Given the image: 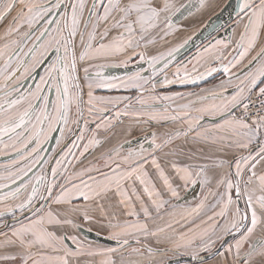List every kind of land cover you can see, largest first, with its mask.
Instances as JSON below:
<instances>
[{
	"label": "snow or ice",
	"instance_id": "snow-or-ice-1",
	"mask_svg": "<svg viewBox=\"0 0 264 264\" xmlns=\"http://www.w3.org/2000/svg\"><path fill=\"white\" fill-rule=\"evenodd\" d=\"M205 6V0H197L196 4L191 0L180 4L175 0H0V22L8 20L4 29L6 42L0 45V156L8 159L0 165V224L8 228L7 232L0 230V264H73L76 257L85 253L104 257L100 264H169V253L189 256L194 264H206L201 253L215 257L212 264H264V0H240L232 28V37L238 39H217L204 48L205 53H214L213 59L219 62L226 77L210 89H201V93L209 95L176 92L148 97L152 101L197 98L177 105L171 112L166 105L163 113L152 109L143 97V92H155L158 84H195L220 70L201 65L204 70L198 71L193 65L192 72L198 74L190 75L186 66L178 65L174 78L169 79L172 60L191 36L156 55L147 52L149 45L167 43L177 29V21L186 13L192 16L193 9ZM141 48L145 50L137 51ZM53 51L55 58L35 82L36 70ZM252 52L256 54L251 55ZM133 56L148 64L150 76L141 71L125 78L90 73L97 60L124 57L112 66L126 67ZM197 57L203 58L199 49ZM83 63L88 65L83 69L87 101L78 76V64ZM242 68L247 70L240 76L232 71ZM157 76L163 79L157 81ZM29 78L34 87L25 88ZM117 80L118 85L114 82ZM117 86L136 88L141 92L137 103L149 110L135 111L131 104L121 108L120 102L128 97L93 94L94 88ZM229 88L233 89L232 94L225 97ZM53 91L55 98L49 95ZM209 98L220 103L203 105ZM197 102L202 106L196 107ZM109 112L114 114L105 115ZM130 114L180 126L162 134L147 133L144 139L148 147L141 144L138 151L129 149L127 155L121 154L122 144L110 147L96 158L97 163L90 162L68 174L73 161H80L90 149L103 147L107 142L97 137L99 130L110 129L121 116ZM206 116L219 117L220 123L205 126L201 122ZM90 123L95 127L90 128ZM56 132L59 135L55 137L56 147L51 149L53 155L45 159L44 145ZM88 132L92 133L90 138L86 136ZM70 136L75 139L65 143ZM179 140L183 143L178 144ZM253 142H257L258 150L251 148ZM232 149L240 154L227 155ZM180 157L189 162H181ZM53 159L55 164L51 165ZM146 165L155 169L171 196L178 197L176 180L185 187L199 183L201 188L209 189L215 203L206 205L205 196L180 220L173 219L163 226L155 224L168 201L148 179ZM38 167L39 171L28 179ZM49 168L51 180L47 179ZM134 174L144 186L156 217L137 189L128 183ZM213 183L216 191H212ZM133 197L140 204L139 212ZM36 201L40 202L39 207ZM52 205L58 206L55 211ZM120 206L127 209L125 216L135 220L119 222ZM25 210L31 216L18 218L16 213L23 216ZM202 211L206 220L200 224L191 221L193 215L199 217ZM207 211L212 214L207 215ZM6 216L12 217L11 227L3 220ZM77 220L95 221L111 229L107 238L117 246L92 249L87 240L66 231L67 227H78ZM149 221H153V227ZM189 223L193 226L187 231H177ZM141 237L154 238L157 245L170 244L171 248L142 243ZM226 237L232 242L228 243Z\"/></svg>",
	"mask_w": 264,
	"mask_h": 264
},
{
	"label": "crops",
	"instance_id": "crops-1",
	"mask_svg": "<svg viewBox=\"0 0 264 264\" xmlns=\"http://www.w3.org/2000/svg\"><path fill=\"white\" fill-rule=\"evenodd\" d=\"M175 2L177 4H180V3H185L186 0H175ZM239 2H240V0H205L206 6L204 8H201L199 10L193 9V15L192 16H187V13H186L185 18H180L177 21V29L174 31V33L172 35H170L167 38V43L158 41L154 45V46H156V50L150 51V52H152V54L156 55L159 52L166 51L168 48L175 47L177 44L182 43L187 37L191 36L193 38L195 35H198V34H200V36H201L198 39L206 40L208 38V37H206L207 34L212 33L211 35H213L217 31L224 29L228 25L232 24V22H234V20L236 19V10H237V5ZM191 3L196 4L197 0H191ZM223 13L228 14L229 17L224 19L222 17ZM232 28L233 27L230 28L228 34L226 35V37H225L226 39H229L230 37L233 39H238V36L232 37ZM190 41H189V43H190ZM198 42H199V40H198ZM188 44L185 45L184 48H181L179 51L180 54H178L179 53L178 52L176 54L175 59L172 60L170 66H169V69H168L169 79L174 78L172 74L175 73L177 66L180 65L179 60L181 58V55L186 53L188 50L191 49V47L188 46ZM233 47H234V45H233ZM229 51H231V48L229 49ZM257 51H258V49H257ZM255 54H256L255 52L251 53V55H255ZM201 56L203 57L202 59L196 56L191 61L186 62V67L188 69L189 74L190 75L198 74V73L192 72L193 65H196L198 71L204 70V68L201 67V65H206V66H210V67H217L220 70L218 72L212 74V75H215L214 79H216V80L214 82H211L210 84H206L202 87H199V88H196L193 90L182 91V92H178V93L186 94V93L192 92V93H196V94L209 95L208 93H201V89H210L214 85H218L221 80L226 79V77L224 76V73H223V68L220 66L218 61H215L213 59L214 53L212 51H209L207 53H205L203 51L201 53ZM250 58L251 57H249L248 59H250ZM198 60H199V63H198ZM244 63L247 64V59L244 61ZM181 65L185 66V64H183V63H181ZM252 67H255V64H253ZM244 70H247V69L242 68L239 71L233 69L232 71H236L237 76H240V75H242V72ZM181 74L183 75V68L181 69ZM211 76H206L204 79L198 80L197 82L200 83V82L206 81ZM162 79H163L162 76L156 77L157 81H160ZM187 84H189V83H187ZM191 84L192 83H190V85ZM173 85H184V84L174 83ZM262 86H264V85H262ZM160 87H163V86H160L158 84L157 88L159 89ZM230 90L231 89H228V91L224 93L225 97L229 96L228 92ZM173 93H176V92H173ZM161 94H162L161 92L157 91L158 96H160ZM196 99H197L196 96H192V97L185 96L184 99H181V102H182L181 104L187 103L189 100L195 101ZM175 101H176V99L174 100V103H175ZM214 103L219 104L220 100H218V99L213 100V99L209 98L208 100L203 102V105H211ZM195 106L200 107V106H202V104L200 102H197ZM209 118H213V117H209ZM126 123H128V121H124L122 124L116 126L113 130V134L111 135V137L109 139H107V142L104 143V145L113 144V143L119 141L123 137L125 131L127 130L126 129V127H127ZM201 123L203 125H206V124L212 125L215 123H220V119H218L216 121H210V120L204 121L203 120ZM165 126H167V125H163L161 123H156L155 127H154V132L161 134L162 130L166 128ZM179 126L180 125H178V124L171 123L172 129L173 128L175 129ZM206 126H208V125H206ZM177 143L178 144L183 143V140H179V141H177ZM189 146H192V145H187L186 147H189ZM201 146L204 147L206 152L209 151V149H207L205 145H201ZM233 154L238 155L240 153L235 149L229 150V152L227 153V155H229V156H231ZM243 154L247 155V152L244 151ZM217 155L218 156H224L225 154L224 153H218ZM179 159L183 163L189 162V161H187V159L185 157H180ZM145 168L149 172L148 179L151 180L152 185H155L156 191H159L162 194L163 199L168 201V204H166L164 207H162L160 209V216L156 218L155 224L163 226L164 223L170 222L173 219L180 220L182 216H186L187 213L191 212L192 207H196L202 200H204L205 196L208 197L207 200L204 201L206 205H208L210 203H214L213 200H215V197H213L209 194V189L203 188V194H202V196H199L201 192L196 191L200 186L199 184H198V187H196V189H193L190 191L192 184H189V185H187V187H185L183 185V182H181L179 180H176L174 182V187H176L178 185V187H177L178 197L171 196V193L167 191V189L163 186L162 182L159 180L155 169L151 168L149 165H146ZM166 171H169V169L166 168ZM128 183H131L137 189V192L141 196V199L145 202V204L147 206H149V208L152 210L153 216L156 217L155 208L151 204V201L149 200L147 193H145L143 191L144 186L141 185L139 183V181H137L135 179V174L133 175L132 180L128 181ZM152 185H149V187L151 188ZM188 190L191 192V194L193 192H195V196H193L191 198L186 197L187 196L186 192ZM212 191H216L214 183L212 185ZM190 192H189V195H190ZM132 199H133L135 209L137 210V212H139V209H140L139 202L135 201V197H133ZM190 200H192V201H190ZM79 202H82V201H78V203ZM242 203H244V202L242 201ZM51 207H52L53 211H55L58 206L52 205ZM218 210L219 209H217V211ZM126 211H127V209L123 208V206H120L118 208L119 214L117 216V220L119 222L122 223L125 220H129V221L135 220V217L125 216L123 213ZM179 212L181 213L180 215H178ZM210 213H211V211H209L207 213V215H209ZM161 217H162V219H161ZM205 218L206 217H204L203 219H205ZM139 219L141 221L144 220L142 213H140ZM114 222H116V221H114ZM181 222H183V221H181ZM104 223L106 224L107 222L105 221ZM148 223H149L150 227L154 226L153 221H149ZM77 224L79 225L78 227H76V228L67 227L66 231L69 233L72 229H74L75 232L81 236V238H83L84 240H87L89 242L98 243V241L94 239L95 235H105V234L108 235V233L110 231H112L111 229H108L106 227H102L100 224L96 223L95 221L88 223V222H83V221L77 220ZM57 231L59 232L60 230L58 229ZM150 239H151V237H149L147 240H145L143 237H141V241L143 243H147V244L151 243ZM231 242L232 241H230L229 243H231ZM215 259H216L215 257H212V260L208 264H212V261Z\"/></svg>",
	"mask_w": 264,
	"mask_h": 264
},
{
	"label": "flooded vegetation",
	"instance_id": "flooded-vegetation-1",
	"mask_svg": "<svg viewBox=\"0 0 264 264\" xmlns=\"http://www.w3.org/2000/svg\"><path fill=\"white\" fill-rule=\"evenodd\" d=\"M89 1H90L89 3H91V0H89ZM101 11H102V9H101ZM13 15H15V12H13ZM8 19L10 20L11 17H9ZM7 23H8V20L0 22V31L5 29ZM231 27H233V22H232V24L228 25L224 29H222L220 31H217L216 33H214L213 35L208 37L206 40H200V39H198L199 37L191 39L190 43L188 44V46H190L191 49L188 50L186 53L181 55V58L179 60V64L181 65V63H183L186 66V62L187 61H191L193 58H195L197 56L198 49H199L200 53H202L204 48L207 47L209 45V43H215V40H217V39L225 40L226 39L225 37L228 34V32H229ZM198 40H199V42H198ZM144 50L145 49H143V48L137 49V51H144ZM154 50H156V46H154V45H149L148 48H147V52H148L149 55H155V54H152V52H150V51H154ZM78 52H79V49H77V53ZM123 58L124 57H120V59L117 58V60L116 59L109 60V58H107L101 63V65L105 64L107 66H110V64H117L115 62H119ZM46 64H47V62H46ZM84 67H88L87 63L78 64V68H79L78 76L80 77V82L83 85V98H84L85 101H87V99H88V97H87L88 88H87V85H86V83L84 81V71H83ZM159 67H162V65H158V68ZM97 68H99L98 65L90 68V73H93V71H95ZM123 71H124L123 72V76L121 78H125V77H127V76H129L132 73L137 72V71H141V74L144 75V76H150L151 75V69L149 68L148 64L146 62H141L139 60L138 56H133L131 61L128 63V65L126 67H123ZM214 78H215V75H212L206 81H203V82H200V83L197 82L195 84L192 83L191 85H190V83L189 84H184V85L169 84V85H166L165 87L164 86L160 87L159 89L156 88L155 92H143V97L147 100L148 105L152 106V109L158 110L161 113H163L164 108L167 105L168 106V111L171 112L173 108H176L177 105H180L182 103L181 99H176V101L174 103V100H172V101H162V100L152 101V100H148V97H150L152 95L158 96L157 95V91L161 92L162 94L160 96H162V95L170 94V93H173V92H182V91L193 90V89L202 87V86H204L206 84H210L211 82H214L216 80ZM114 82L117 83V85L119 84V81H114ZM229 89H231V88H229ZM232 91H233V89H231L228 92L229 96L232 94ZM93 94L94 95L96 94L97 96L112 97V98H114V96L116 94H118L117 96H119V97H128L129 98L128 100H122L120 102V107L121 108L123 107L124 104H131L132 109H134L135 111H148L149 110L147 107H142L139 103H137V97L141 95V92L138 91L134 87L124 88V87L117 86V87L112 88V89H108V88H94L93 89ZM73 114H75V108L74 107H73ZM113 114L114 113H112V112L105 113V115H108V116H111ZM85 115H87V105L86 104H85ZM206 118H209V117H206ZM206 118L204 119V121H208L209 120V119H206ZM124 121H128V123H126V125H127L126 129L127 130L125 131L123 137L119 141H117V142H115L113 144L103 145V147H97V148L90 149L88 153H85V155L83 157H81L80 161H73V164L70 165L68 167V169H67L68 174H71L73 171H79L80 168L86 167L90 162L94 163V164L97 163V159L96 158L99 157L102 152H104L108 148L113 147L115 145H118V144H122L123 145L122 153H121L122 155H127L129 149H132L134 151H138L141 144H144L145 147H148V144H147L146 140L144 139V137H145V135L147 133L154 132V127H155L156 123H161L163 125H167V126H165L166 128L162 130L161 134L164 133V132H169V131L173 130L171 128V123L170 122L148 121L146 116H144V117H136V116L130 114L128 116H121L120 121L119 122H114V126L111 127L110 129H108V130H104V129L99 130L97 132V137L101 138V139H106V140L109 139L111 137V135L113 134L114 128L116 126L122 124ZM144 121H147V122H144ZM89 127L90 128H94L95 124L90 123ZM76 135H79V133L77 132ZM91 135H92L91 132L86 133V136L89 137V138L91 137ZM150 138L151 137L149 136L148 139H150ZM73 139H75V136H70L69 139L65 141V143L70 144L71 140H73ZM84 142L86 143L87 140H85ZM82 147H83V144L81 143V148ZM251 148L254 149V150H257L258 149L257 142L253 143ZM73 151L76 152L77 155H79V152L76 149H73ZM51 155H53V153H51ZM56 159H59V156H56ZM69 159H72V158L69 157ZM100 163H102V161ZM50 164L54 165L55 164V159L51 160ZM104 170L107 171V169H104ZM48 173L49 174L47 176V179L51 180L52 177H51V173H50V168L48 170ZM93 175H95V174L93 173ZM198 184L199 183H197L195 185L192 184L191 188H190V191L193 190V189H196V187H198ZM199 189H200V186H199ZM190 191L188 190L186 192L187 193L186 197H189V192ZM35 203H36L37 207H39V203L40 202L36 201ZM241 204H242V208H244V203H242V201H241ZM45 207L47 208L48 205H45ZM16 215H17L18 218H27V217L31 216V213L28 212L27 210H25L24 213H23V216H21L20 212L17 213ZM8 220H10V221L7 222ZM4 221L7 223V225L9 227H11L12 224H13V220H12L11 216L7 217ZM7 229L8 228L4 227L3 224L0 226V230H2V231L7 230ZM73 230L74 229H72L69 233L72 234V235H76L78 237V239L84 240L83 238H81V236L79 234H77L75 232V230L74 231ZM58 234H59V232H58ZM107 237H108L107 234H105V235H95L94 239L97 240L98 243L89 242V241H88V243L91 245L92 249H95L97 247H100V248L116 247L117 246L116 242L112 241V240H109ZM66 242L70 246L74 247V245L71 244V241H66ZM226 245L227 244H225V246ZM133 246H136V245L133 244ZM246 248H247V245H245V249ZM201 254H205V253H201ZM178 256H181V255L169 256V259L175 258V257H178ZM103 258L104 257L98 256V255L89 256V255H87V253H85L82 256L76 257L75 261L73 262V264H77V262H78V264H100V261ZM190 263H194V262H183V263H179V264H190Z\"/></svg>",
	"mask_w": 264,
	"mask_h": 264
},
{
	"label": "rangeland",
	"instance_id": "rangeland-1",
	"mask_svg": "<svg viewBox=\"0 0 264 264\" xmlns=\"http://www.w3.org/2000/svg\"><path fill=\"white\" fill-rule=\"evenodd\" d=\"M88 2H90L89 0H88ZM42 24H43V21L41 22V25L40 26H42ZM24 29H21V31H23ZM211 34L212 33H209V34H207V36L206 37H209V36H211ZM113 35H116V33L114 32L113 33ZM197 37H201L200 36V34H198V35H195L193 38H197ZM192 38V39H193ZM6 42V38L4 37V30H1L0 31V45H2L3 43H5ZM78 49H79V47H78ZM61 55H63V50L61 49V53H60ZM178 54H180V52L178 53ZM49 59H48V61H47V64L48 63H50L51 62V59H54L55 58V52L53 51V52H51V53H49ZM117 58L118 59H120V57H113V58H109V60H114V59H116L117 60ZM105 59H101V60H97V61H95L94 62V64L95 65H101V63L104 61ZM120 62V61H119ZM119 62H115V63H119ZM47 64L45 63L42 67H40V68H38L37 70H36V73L34 74V77H35V82H39V76L41 75V74H43V72H44V68L45 67H47ZM105 65V64H104ZM112 65H114V64H110V66H106V67H99V68H97L95 71H93V73L92 74H94L95 72H101L102 74H103V76H106V77H118V78H121L122 76H123V67H115V66H112ZM118 81V80H117ZM25 88H27V87H29V86H33L34 87V81H33V79L32 78H29L27 81H26V83H25ZM49 95L52 97V98H55V92L53 91V92H51V93H49ZM96 95V94H95ZM118 94H116L115 96H114V98L115 97H119V96H117ZM97 96V95H96ZM206 125H208V126H210V124H206ZM205 125V126H206ZM174 129V128H173ZM59 135V132H56V133H53V139H51L47 144H45L44 145V148L47 150L45 153H43V156H44V158L45 159H47L48 158V156H50L51 155V149L52 148H54V147H56V144H55V137L56 136H58ZM254 143V142H253ZM189 147H193V146H189ZM207 148V147H206ZM208 149V148H207ZM258 150V149H257ZM8 162V159H7V157H5V156H0V165H3V164H6ZM39 171V167L38 168H36V169H34L33 170V172L32 173H30L29 174V177H28V179H31L32 178V176H34L35 175V173L36 172H38ZM95 174V173H94ZM223 189H221V191H222ZM197 192H201L200 193V195L199 196H202V194H203V188H201L200 187V189L198 188L197 190H196ZM193 196H195V192H193L192 194H191V192H190V195H189V197L191 198V197H193ZM216 199V198H215ZM193 200V199H192ZM192 200H190V201H192ZM214 201V203H215V200H213ZM195 207H192L191 208V210L192 209H194ZM209 211H207V213H208ZM17 213H19V211L17 212ZM16 213V214H17ZM181 213L179 212V214L178 215H180ZM212 213H210L209 215H211ZM7 217H9V216H6V217H4L3 218V220H5ZM204 217H206L205 215H204V212L202 211L201 212V215L199 216V217H196L195 215H193L190 219H191V221H194V223L195 224H200V222H201V220L204 218ZM203 220H206V218L205 219H203ZM183 223V222H182ZM2 224H0V226H1ZM193 225H192V223H189V224H186L185 226H184V228L183 229H180V228H178L177 229V231L178 232H181V231H187V228L188 227H192ZM8 231V229L7 230H4V232H7ZM150 241H151V243H149L151 246H154V247H157V246H159V247H169V248H171V245L170 244H168V245H164V244H161V245H157L156 244V241H155V239L154 238H151L150 239ZM227 247V246H226ZM177 255H179V254H177ZM169 256H176V255H172L171 253H169ZM212 260V258H210V259H208V260H205L206 261V264H208L210 261ZM190 264H194V263H190Z\"/></svg>",
	"mask_w": 264,
	"mask_h": 264
},
{
	"label": "water",
	"instance_id": "water-1",
	"mask_svg": "<svg viewBox=\"0 0 264 264\" xmlns=\"http://www.w3.org/2000/svg\"><path fill=\"white\" fill-rule=\"evenodd\" d=\"M222 17H223L224 19H226L227 17H229V15L223 13V14H222ZM207 119H209L210 121H216V120H218V119H220V118H219V117H216V118H207ZM240 207H241V209H243V208H242V204H241V202H240ZM9 221H10V220H8L7 222H9ZM225 239H226L228 242L231 240L230 237H226ZM103 240H104V239H103ZM224 246H225V245H224ZM201 256H203V257L205 258V260L210 259L207 253H205V254H201ZM183 262H193V261L191 260V258H190L189 256H178V257H175V258H171V259H169V264H179V263H183Z\"/></svg>",
	"mask_w": 264,
	"mask_h": 264
},
{
	"label": "built area",
	"instance_id": "built-area-1",
	"mask_svg": "<svg viewBox=\"0 0 264 264\" xmlns=\"http://www.w3.org/2000/svg\"><path fill=\"white\" fill-rule=\"evenodd\" d=\"M233 112H235L237 115L239 114L237 110L233 109Z\"/></svg>",
	"mask_w": 264,
	"mask_h": 264
}]
</instances>
